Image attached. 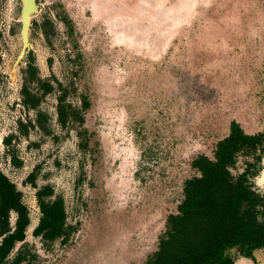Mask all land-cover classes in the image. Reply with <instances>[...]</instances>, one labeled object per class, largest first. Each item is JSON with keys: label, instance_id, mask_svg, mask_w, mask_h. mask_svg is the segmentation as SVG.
I'll return each mask as SVG.
<instances>
[{"label": "rangeland", "instance_id": "obj_1", "mask_svg": "<svg viewBox=\"0 0 264 264\" xmlns=\"http://www.w3.org/2000/svg\"><path fill=\"white\" fill-rule=\"evenodd\" d=\"M21 6L0 0V169L30 210L27 251L37 264H146L185 181L198 175L192 161L213 159L233 121L249 135L264 130V0H40L32 20H51L54 33L47 39L31 30L38 72L70 87L74 104L89 99L84 127L93 159L78 149L75 130L58 126L50 94L42 109L52 135L36 129L14 140L16 167L4 140L17 135L19 120H34L21 96L28 59L15 66ZM34 171L38 188L50 185L65 200L75 228L67 244L45 247L32 235L40 216L27 183ZM256 259L264 264V252Z\"/></svg>", "mask_w": 264, "mask_h": 264}, {"label": "trees", "instance_id": "obj_2", "mask_svg": "<svg viewBox=\"0 0 264 264\" xmlns=\"http://www.w3.org/2000/svg\"><path fill=\"white\" fill-rule=\"evenodd\" d=\"M28 73L34 77L35 71L30 67ZM24 95L31 96L26 87ZM30 100L37 101L34 96ZM59 102V116L64 121L65 109L70 106L62 97ZM84 105L89 107L87 102ZM73 117L78 118L77 114ZM263 152L264 131L246 135L238 123L232 122L229 135L216 144L213 159L199 155L192 161L198 176L185 181L177 213L168 216L158 250L146 264H235L238 257L254 261V254L264 250V195L253 183L261 170ZM239 157L246 158L245 169L234 176L231 169ZM50 196L49 188L38 193L43 216L37 234L53 241L67 236L71 229L66 224L62 199L47 200ZM20 198L0 172L1 229H8L11 211L19 216L17 229L25 228L28 221ZM10 247L6 241L0 250V264Z\"/></svg>", "mask_w": 264, "mask_h": 264}, {"label": "flooded vegetation", "instance_id": "obj_3", "mask_svg": "<svg viewBox=\"0 0 264 264\" xmlns=\"http://www.w3.org/2000/svg\"><path fill=\"white\" fill-rule=\"evenodd\" d=\"M20 2H21V0H20ZM21 5H22V2H21ZM36 5H37V11L30 18L31 26L29 28V33H28V47L26 48V50L24 52H23L24 43L22 40V22H21V12H22L23 5L21 6L20 24H21L22 50H21L20 55H19V57L15 63V66L18 67L25 60V58L28 59L25 69L22 70L23 83H22V89H21V96H22V106L24 107V109L28 113L32 112L34 114V120L27 118V120L23 119V120L18 121L17 135L12 134L4 140L5 147L7 150V154L10 157L12 164L16 167H19V166H21L22 163L17 158L15 147L13 146L14 140H17L19 137H27V136H29L31 130H36V129L43 132L45 135H52L51 128L49 125V116L42 109V105H43V103H44V101L48 95L55 94L56 95L55 120H56L58 126L60 127L61 130L66 131L67 133H70L72 130H75L77 132L78 138L80 139V141L78 143V149L84 155H87L89 153L90 158L93 159L92 155H93L94 150L89 151L90 145H91L90 144V138L91 137H90V134L88 133L87 129H85V127H84L85 126V114L91 107L89 99L86 96H84L82 98V104L80 106H78V105L74 104L72 102V100H70V95L73 92L70 87L63 85L61 82H59L55 78L43 79L39 75L38 68H37L36 63H35V58H34L32 46L30 43V33H31L32 29H37L44 35V37H46L48 39L52 35L51 33H54V24L51 20H49L47 18H45L41 23H38L36 20H32L40 12V0H36ZM61 20L67 29L66 34L68 35V37H73L75 34L73 21L66 14H64V16L61 18ZM75 49H76V46H75ZM78 58L80 59L81 56L78 55ZM30 67H32L35 71L34 77H31L30 74L28 73ZM25 87L28 88V91L30 92L31 96L29 98H27V96L24 95ZM32 96H34V98L37 100L36 102L30 100L32 98ZM61 97L64 98V104H66L67 106H70V107H67L65 109L64 121H62V119L60 118L59 109H58V107L60 105L59 99ZM85 102H87L89 104V107H87V108L85 107V105H84ZM74 114H77L78 118L73 117ZM62 122H64V124ZM233 122H236V121H233ZM229 131H230V128H229ZM243 132L246 135H249L244 130H243ZM228 135H229V133H228ZM253 135H255V134H253ZM224 138H222V139H224ZM84 169H85L84 165H81L80 166L81 172H80V175L78 176V178L76 180V186L77 187L81 186L83 183L82 173H84ZM233 169H231L232 174H233V172H232ZM244 169H245V163H244ZM244 169L242 170V172L244 171ZM0 172L8 179V181L12 185H14L17 192L20 193V195H21L20 202H21L22 206L26 209V216H27V221H28L25 228L22 229V231L18 230L17 224H18L19 216L15 211H11L9 213V218H8V229L6 230V229L0 228V250L2 249V247L4 246L6 241H7V243H11V247L9 248L7 255L3 257V264H14V263H16V264H37L36 263L37 256L31 255L27 251L29 248L28 243H27V237L29 234V230L31 228L30 210L27 207V205L24 203L23 194L18 189L17 185L14 182H12L10 180V178L1 169H0ZM242 172L238 173L237 175L241 174ZM263 174H264V152L262 155L261 170H260L259 174L253 180L254 188L261 195H264V189L262 188V187H264V185H261L259 183V180ZM237 175H234V176H237ZM36 181H37V172L34 171L28 176L27 183H29L33 188H35L37 190L36 194H35V198H36V203H37V207H38V211H39L40 216H39L38 224L34 228L32 235L35 238L40 239L42 246H45V247H50V246L56 244L57 242H60L62 244H67L70 241L72 235L74 234L75 228H74V226H72L68 223V214H67V210H66L65 200L62 196L57 195L54 188L50 185H45L41 188H38L36 185ZM256 181H258V184ZM256 184L259 187V189L256 187ZM46 188H49L52 191V196L47 198V200L55 201L57 199H62V201L64 203L65 214H66V224L71 229V232H69L67 236L59 237L53 241L46 240L42 236V234H37V230L40 226L41 219L43 216L42 212H41L40 202L38 199V193H39V191L46 189ZM263 252H264V250L263 251L260 250V251L256 252L254 254V257H255L254 261L251 259L238 257L235 260V264H237V262L239 260H249L251 263L255 264V263H257L256 256L260 253H263Z\"/></svg>", "mask_w": 264, "mask_h": 264}, {"label": "water", "instance_id": "obj_4", "mask_svg": "<svg viewBox=\"0 0 264 264\" xmlns=\"http://www.w3.org/2000/svg\"><path fill=\"white\" fill-rule=\"evenodd\" d=\"M22 2V12H21V22H22V40L24 43V50L28 47V33L31 16L37 11L36 0H21Z\"/></svg>", "mask_w": 264, "mask_h": 264}, {"label": "crops", "instance_id": "obj_5", "mask_svg": "<svg viewBox=\"0 0 264 264\" xmlns=\"http://www.w3.org/2000/svg\"><path fill=\"white\" fill-rule=\"evenodd\" d=\"M246 262H248V263H251L249 260H245Z\"/></svg>", "mask_w": 264, "mask_h": 264}]
</instances>
